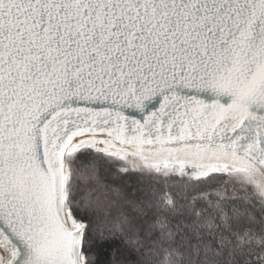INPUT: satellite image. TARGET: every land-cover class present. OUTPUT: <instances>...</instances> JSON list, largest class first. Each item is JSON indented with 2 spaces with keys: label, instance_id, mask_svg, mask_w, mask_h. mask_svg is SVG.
<instances>
[{
  "label": "snow or ice",
  "instance_id": "obj_1",
  "mask_svg": "<svg viewBox=\"0 0 264 264\" xmlns=\"http://www.w3.org/2000/svg\"><path fill=\"white\" fill-rule=\"evenodd\" d=\"M0 264H264V0H0Z\"/></svg>",
  "mask_w": 264,
  "mask_h": 264
}]
</instances>
